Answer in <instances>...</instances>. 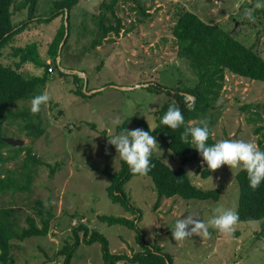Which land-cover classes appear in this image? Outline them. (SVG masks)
<instances>
[{"label":"rangeland","instance_id":"1","mask_svg":"<svg viewBox=\"0 0 264 264\" xmlns=\"http://www.w3.org/2000/svg\"><path fill=\"white\" fill-rule=\"evenodd\" d=\"M109 1L78 0L71 9L70 35L56 57V67L48 69L44 92L47 91L50 99L40 109L44 132L30 138L18 130V122L12 116L5 118L6 134L23 139V144H31L43 163L37 166L31 190L8 191L1 195L0 205L14 207V215L21 225L26 224L27 214L34 215L39 222L34 209L36 198H41L54 212L45 235L12 240L17 264H61L63 255L58 250L72 241L71 227L79 221L104 233L111 251L130 253L140 248L133 228L120 223L108 224L98 218L100 213L134 216L110 199L106 190L109 179L102 169L117 171L120 167L121 159L108 139L127 130L143 129L135 121L141 118L151 127L155 125L158 109L167 95L148 89L150 80L172 86L192 84L197 79L188 61L177 55L171 32L177 10L182 7L193 10L205 21L230 30L264 56V15L256 12L255 7L257 3L264 5V0H116L113 8L125 30L120 29L118 34L109 32L100 44L92 45L100 32L97 26L103 8L100 4ZM51 3L52 0H38L37 12H47ZM140 6L144 7V13ZM14 12V22L25 16L22 11ZM246 13H254V22ZM106 15L115 21L109 10ZM61 21L58 15L48 22H30L3 49L0 61L12 63L16 59L11 45L37 40L41 55L50 62L52 59L46 54L48 42ZM21 70L27 74L42 72L41 67L31 62L23 63ZM73 73L81 77L83 88L85 84L88 89L87 95L74 93ZM93 91L96 92L90 94ZM33 98L18 99L10 108L13 111L31 108ZM218 101L219 108L214 107L211 124L216 142L236 133L234 138L257 145L259 133L254 127L261 120L249 122L247 116L257 110L264 118V81L227 70ZM245 103L250 106L243 110L240 106ZM124 120L126 128H118ZM156 140L153 153L170 166H177L179 158L162 141ZM23 156L21 152L0 166V173L5 167L20 170ZM201 162L202 157L183 166L195 184L219 189L216 200L173 195L163 197L160 205L153 208L157 194L150 176L132 175L124 184L131 202L141 210L138 224L144 238L161 244L172 254L174 264H264V231L259 233L264 220L238 221L227 235L209 227L208 236L193 235L183 241L173 239L172 229L178 219L197 214L198 219L207 223L217 207L235 210L237 206L239 186L235 173L240 168L231 170L224 165L204 175L207 164L201 167ZM54 164L57 167L52 172ZM71 264H102L99 242H81ZM117 264L131 263L119 261Z\"/></svg>","mask_w":264,"mask_h":264},{"label":"trees","instance_id":"2","mask_svg":"<svg viewBox=\"0 0 264 264\" xmlns=\"http://www.w3.org/2000/svg\"><path fill=\"white\" fill-rule=\"evenodd\" d=\"M16 1L0 0V55L16 34L30 26V22H48L58 15H61L62 21L48 42L46 54L51 57L50 62H47L41 55L37 40H29L22 45H11V53L16 59L12 63L0 61V166L5 165L19 153H24L20 170L16 171L5 167L4 172L0 173V197L8 191L31 190L37 166L43 163L31 144L12 145L4 140V136H9L6 134L4 121L6 117L12 116V119L18 122V130L23 131L30 138L38 137L44 132L40 111L33 115L30 108L24 107L13 111L10 105L18 99H27L44 93L45 83L49 78L48 69L56 67V57L60 54L58 52L59 44L63 40L61 45L63 46L68 40L71 29V9L78 2V0H52L47 12L38 13V0ZM115 1L110 0L100 4L103 7L97 20L100 32L92 40V45L100 44L103 37L109 32L118 34L120 29L125 30L121 17L116 15L113 8ZM140 9L144 13V7L140 6ZM15 10L25 13V16L16 22L13 20ZM107 10L114 17V22L106 15ZM256 12L264 15V7L257 8ZM253 15L254 13L251 16ZM171 32L175 39L177 55L188 61L197 79L192 84L177 83L172 86L150 80L146 85L150 90L163 92L167 95V99L160 105L156 123L151 129L144 119L135 121L137 125L143 127V130L150 131L151 135L162 141L171 150V153L179 158L180 162L177 166L172 167L152 152L150 165L153 166L150 167V171L146 175L152 179L157 194L153 208L160 205L163 197L173 195L183 198L218 199L219 189L217 187L205 188L190 179L183 165L187 162H196L201 156L190 143H182L180 136L186 127H203V122H207L210 130L207 145L211 146L217 143L212 134L211 124L214 122V107L219 108L218 100L227 70L249 79L264 81V56H261L251 45H246L235 37L230 30L205 21L193 10L186 7L177 10L171 25ZM25 62H31L35 66L41 67L42 72L40 74L24 73L21 66ZM60 73L64 72L60 70ZM72 76L76 83V87L73 89L74 93L87 95L86 90L88 89L83 88L81 77L77 73H73ZM185 95L194 97L195 107L191 111L185 106ZM172 105L180 108L185 121L184 125L174 131L161 123L163 115ZM249 106V103H245L240 107L245 110ZM252 113L254 115H248L247 121L261 120V124H256L254 131L259 133L257 146L264 151V118L257 110H253ZM119 127L125 129L126 121L124 120ZM46 164L49 165L48 162ZM56 167L55 164L52 165L51 171L53 172ZM102 171L109 179L106 190L110 199L119 202L125 210L134 216L100 213L98 218L108 224L120 223L133 228L136 231V240L140 248L132 250L130 253L111 251L109 241L104 233L95 228H89L84 221H79L78 224L71 227L72 241L67 242L58 250V253L63 255L61 264H71L72 256L81 242L92 243L95 241L100 244L102 264H117L119 261L131 264H174L172 254L164 250L161 244L147 241L144 238L143 229L138 224L142 216L141 210L131 202L130 196L124 189V184L133 175L126 162L120 160V167L117 171H110L107 168H103ZM208 172V168L203 169L204 175H207ZM235 177L239 186L238 202L235 208L239 215V221H263L264 181L253 191L249 187L246 171L239 169L235 173ZM34 209L39 222L34 215L27 214L25 216L26 224L21 225L14 215V207L0 205V264H17L12 253V240H22L47 233L50 221L54 217L52 208L46 207L41 198H36ZM263 231L264 225L262 224L259 233H263Z\"/></svg>","mask_w":264,"mask_h":264},{"label":"clouds","instance_id":"3","mask_svg":"<svg viewBox=\"0 0 264 264\" xmlns=\"http://www.w3.org/2000/svg\"><path fill=\"white\" fill-rule=\"evenodd\" d=\"M256 8L264 5L257 3ZM247 18L254 22L250 13H246ZM50 97L45 91L43 94L35 96L31 100L30 111L33 115L39 113L41 105L47 104ZM185 106L191 111L195 107L194 97L185 95ZM161 123L170 129L177 130L184 125V116L180 108L175 105L169 106L163 115ZM151 129V125H149ZM210 130L207 122L201 126L186 127L180 136L184 144H191L202 157L201 167L204 163L211 172H215L222 166L229 168H240L247 173L249 187L255 191L264 181V151L260 150L255 143L233 138L221 140L214 145L208 146ZM108 143L115 147L119 159L126 162L133 175H146L150 171V156L157 146L156 138L142 128L127 130L108 139ZM239 221L238 213L233 209L217 207L214 209L213 218L207 223L198 219L197 214H189L185 218L178 219L172 229V237L175 241H183L193 235L208 236V228L212 227L221 234H231L234 226Z\"/></svg>","mask_w":264,"mask_h":264},{"label":"water","instance_id":"4","mask_svg":"<svg viewBox=\"0 0 264 264\" xmlns=\"http://www.w3.org/2000/svg\"><path fill=\"white\" fill-rule=\"evenodd\" d=\"M62 42H63V40L59 44L58 52H60V48H61ZM85 87L86 86L84 84V88ZM234 137H236V133H233L231 135H227L224 140L233 139ZM3 138H4L5 141H7L8 143H10L12 145H21L24 142V140L19 138V137L4 136Z\"/></svg>","mask_w":264,"mask_h":264},{"label":"built area","instance_id":"5","mask_svg":"<svg viewBox=\"0 0 264 264\" xmlns=\"http://www.w3.org/2000/svg\"><path fill=\"white\" fill-rule=\"evenodd\" d=\"M52 68L51 67H49V70H51Z\"/></svg>","mask_w":264,"mask_h":264}]
</instances>
